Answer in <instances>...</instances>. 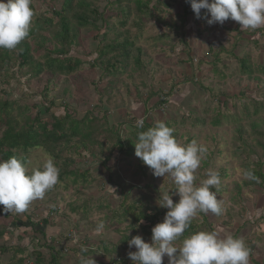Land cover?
Returning <instances> with one entry per match:
<instances>
[{
  "label": "rangeland",
  "instance_id": "rangeland-1",
  "mask_svg": "<svg viewBox=\"0 0 264 264\" xmlns=\"http://www.w3.org/2000/svg\"><path fill=\"white\" fill-rule=\"evenodd\" d=\"M83 1L92 2V6L99 9V16L95 22L88 23L75 33L76 38L68 56L72 58L73 64L75 60L79 61L76 71L69 76L62 75L57 83L53 80L48 83L44 74L33 76L31 68L18 69L14 61L9 68L4 69L6 75L10 76L7 77L9 85L1 84L6 77L0 75V86L4 92L9 93L10 100H18L20 104L27 105L32 117L39 114L44 123L51 124L52 118H61L65 113L77 121L94 117L97 118L95 125L107 124L124 138L139 119L151 126L161 121L175 129L173 135L179 143L188 144L186 140L191 138L198 145H204L207 153L195 172V182L198 185L201 180L206 179L208 170L219 173L221 183L218 188H214L218 190L216 195L222 214L217 216L198 213L192 221L202 225L200 231H214L222 238L228 235L242 238L250 249L249 264H264V179L262 186H242V182L246 180L242 175L246 154L240 143L234 141L235 128L240 127L248 133L249 127L243 121L233 122L224 118H221L218 126L210 124V119L218 110L214 108L219 105V101L224 100L218 94L226 92L231 98L237 99L241 98L238 95L240 92L252 98L258 94L254 83L247 81L245 77L232 76L225 82L218 81L213 67L208 64L212 60V54L208 50L209 43L216 40L215 42L231 51L237 32H242L239 23L229 19L222 25H208L206 19L196 20V16H189L185 30L187 35L183 37V42L189 47L186 55L184 46L181 45L182 37L178 38L172 28L143 17L145 26L137 37L136 17L120 14L127 10V6H110L107 0ZM164 2L169 7L159 6V10H154V18H162L165 24H170V21L179 24L176 14L183 11L184 1ZM60 3L62 2L59 0H32L31 7L35 15L31 25H43L42 19L50 17L45 9H58ZM155 4L156 0H150L149 9L155 7ZM187 9L192 11L190 4ZM201 13L205 14V10L202 9ZM105 24H110L113 28V32L106 38L107 43L135 42V46L142 49L143 66L137 75L128 72L122 65L112 76L106 77L103 65L107 61L113 62L111 58L115 52L106 54L107 45L102 35L106 32ZM236 27L238 31L231 33ZM261 28L263 26L258 29ZM197 29L204 32L197 35ZM227 30H230V35ZM40 33L48 36L45 31ZM159 34H168L170 40L155 41ZM259 37L258 32L254 36L241 34L242 42L233 49L235 54L241 55L244 51H249L254 56L253 60H264V47L256 49L249 43L257 41ZM29 43L30 46L35 44L32 40ZM259 45H264V39L259 40ZM172 46L174 50L171 49ZM48 47L47 44L46 48ZM15 54L11 56L12 60ZM30 54L34 62H44L43 49L38 48ZM219 58L222 62L217 67L224 75L236 68L231 57L230 60L227 55ZM188 59L193 63H189ZM200 60L202 64L199 65ZM261 79L264 80V77ZM258 85L262 87V83ZM65 86L70 90L67 95L61 93ZM172 87V96H153L161 92L165 95ZM151 93L152 96H149ZM164 99V104L159 105L158 102ZM227 103L230 114H237L239 109L235 110L234 107L238 108L242 101ZM208 107L210 111L206 115L202 114L201 110ZM225 110L224 107L219 109L221 116L226 114ZM249 112L252 113V109ZM192 114L205 119V126L192 127L188 118ZM2 130L3 126L0 125V135ZM107 137L109 135L104 131L94 137L97 144L102 143V149L89 142L86 149L78 148L74 153L73 144L76 139H73L68 145L59 142L51 147L52 154L43 148L27 153L17 152L19 157L25 159L24 166L29 174L33 168H41L45 159L51 156L58 168H61L64 161L73 159L66 172L72 171L75 175L63 177L45 193L43 199L33 201L23 213L1 211L0 264H34V247L37 241H40L38 245L43 244L40 249L43 264L51 261L52 252L45 249L49 246L54 248V252H60L56 253L58 264H81L82 257H92L95 264H132L127 254L136 251V248H127L123 244L124 238L131 240L134 236H140L145 242L151 243L150 236H145L142 224L135 223L134 217L139 213H146L149 208L156 212L165 209L159 207L157 201L166 192L170 193L174 203L178 202L176 185L169 176H154L152 170L135 154L129 158L119 156L115 150L110 154L107 151L110 146ZM252 139L255 138L252 136L249 140L251 145L255 144ZM255 147L258 151L261 150L256 144ZM108 154L109 161L104 167L102 164ZM256 160L252 155L246 163H254ZM262 173L264 176V166ZM237 187L241 188L239 192L242 196L236 197V203H233L231 200L239 190ZM130 206L134 207V214L130 213ZM2 207L0 205V209ZM125 211L128 213L123 216ZM164 216L162 214L160 222ZM43 220H47L46 226L43 225ZM228 222L230 228L227 227ZM101 224L103 228L97 231ZM151 229L152 227L150 232ZM40 230L46 235L45 241ZM83 253L87 255L84 256ZM165 259L166 257L164 263ZM113 260L118 263H112Z\"/></svg>",
  "mask_w": 264,
  "mask_h": 264
},
{
  "label": "trees",
  "instance_id": "trees-1",
  "mask_svg": "<svg viewBox=\"0 0 264 264\" xmlns=\"http://www.w3.org/2000/svg\"><path fill=\"white\" fill-rule=\"evenodd\" d=\"M52 1L53 0H51V2ZM59 1L62 3H60L58 9L54 7H48V9H45V13H49L51 18L49 17L42 19L44 26L39 25V27H33L35 23L33 25H30L28 36L23 41H21L15 49L0 48V75L6 77L5 80L1 81V84L9 85V80L7 79V77L10 76L6 75V70L4 69L9 68L10 64H12L14 61H16L18 69H24L26 67L31 68L33 76L44 74L47 77L46 81L48 83H50L52 80L57 83L62 75L69 76L71 73L76 71L77 66L79 65V61L75 60L73 64L71 63L72 58L68 56L70 47L72 43H74L73 41H75L76 38L75 33L79 28H85L88 23H91L93 21L95 22L99 16V9L93 7L92 2L90 1L87 3H85L83 0ZM171 1L173 2V0ZM183 1L185 3L184 6H182L183 11L180 14H176L177 22L179 24L173 21H170V24H165L162 18L158 16L154 18V10L159 6L165 5L166 8L169 7V4H164V0L163 2L162 0H156V6L150 9V0H107V4L115 7H120L123 5L127 6V10L120 12V14L122 15V13H125L127 14V17H129L130 15L136 17L135 26L138 28L136 34L137 37L141 35L142 29H144L145 26L142 22L143 17H146L145 19L148 18V20L152 22L155 21V23L166 25L168 28H172L174 30V34L178 38L180 36L182 37V39H180L182 41L181 45L184 46V52L186 53V55H188L187 48L189 47L186 42H183V37L187 35L185 32L188 23L187 18L189 16H195V14L193 13V11H189L187 9V6L189 4L187 0ZM204 16L205 14L201 13L200 19L202 21H204ZM123 23L125 24V22ZM104 28H106V32L102 33V35L105 40L104 43L107 45L105 49L106 54L115 52L114 56L111 58L113 59V62L111 63L110 61H107L105 62V65H103L105 71L107 72L106 77L112 76L122 65L127 68L126 70H128V72L137 75L143 66V62L141 59L143 53L142 49L136 47L135 42L116 43V41L113 44L107 43L108 41L106 40V38L110 33L113 32V28L110 24H105ZM250 30L249 32L248 30H242V32H240L237 30V27L235 30H233V32L231 30V33H236L238 31V34L236 36L237 38L235 37L233 39L234 43L231 45V51H228L225 46H222L221 44L215 42L216 40L212 43H209L208 45L209 54H212V60L210 63L208 62V64L213 67V72L216 74V78L218 79V81L225 82L227 78H230L232 76L240 78L245 77L247 81H251L254 83V89H256V92H258V94H255L254 98H252L251 96H245L242 92H240L238 95H240L241 98L239 99H237V97L231 98L228 94H226V92L218 94L217 96H222L224 100L223 102L219 101V105H216V108L214 109L218 110L216 111L215 116L210 119V124L215 126L220 125L221 118L230 121L233 120V122L238 120L247 123V126L249 127L248 133L244 132L240 127L235 128L236 136L234 137V141L240 143V147H243L242 151L246 154L243 160L244 170H253L254 174L259 178V182L246 179L242 182V186L245 188L249 186H262V182L264 179L262 173V168L264 166V80L261 79L262 77H264V60H253L252 58L254 56H252L249 51H244L241 55H236L235 51L233 50L234 48H236V45L239 42H242V39L240 38L241 34H249L251 36H254L257 32L260 34L258 40H252L249 43L253 45V48L256 49L264 47V45H259V40L264 39V26L261 29H257V31ZM42 31L47 32L48 36L40 33ZM227 31L230 35V30ZM203 32L204 31H200L199 29L196 30L197 35H200ZM159 35L160 36H158L155 41H161V39L170 40L168 34ZM239 38L241 40H239ZM31 40L33 43L35 42L33 46H30L29 41ZM47 44L49 45L48 49L46 48ZM38 48L43 49V63L34 62L30 54V52L32 51H37ZM171 49L174 50V46H172ZM13 51L16 54L14 59L12 60L11 56L14 54ZM222 55H227L229 60L231 57L235 61L236 68L231 72L233 73V75L231 73L228 75H224L221 71L218 70L217 64L222 62L219 56ZM188 61L189 63H193V61L190 59H188ZM198 64H202V60H200ZM236 74H238V76H236ZM259 83H262L261 88L258 85ZM197 85L200 86L199 83H197ZM44 90H46V87H44ZM172 91H174V87H172V89H169L168 93L165 95L163 94V92H161L153 96H172ZM69 92L70 90L67 86H65L61 90V93L65 95L69 94ZM8 94L9 93H7L6 91L4 92V89L2 88V86H0V125L3 126V130L1 131L0 135V160H7L8 158L14 156L24 164L25 159L23 157H19L17 152L27 153L28 151L33 149L43 148L47 153L52 154L53 151L50 150L51 147H54L59 142L68 145L73 139H76V142L73 144L74 153L77 152L76 150H78V148L86 149V144L89 142L93 143L95 146L101 147L102 143L97 144L94 140L95 135H97L101 131H104L109 135V137H107L106 139L110 141V146L107 148V151L110 152V154L115 150L119 156L129 158L130 156L134 155V144L138 142V132L146 131L149 128L153 127L151 126V124L149 125L146 123L144 124L143 128H137L135 126L132 131L128 132V136L121 138L114 131L113 127H110L107 124L95 125L97 122V118L94 117L90 120L88 118H85L83 120L77 121L74 120L70 114L65 113L61 118H52L53 122L51 124H48L40 120L39 114H36L32 117L30 113H28L30 108L27 105L20 104L18 100H10ZM149 96H152V93ZM230 101H242L238 108L234 107L235 110L239 109L237 114H230V111L227 108V105H229L227 102ZM163 102H165V99L158 102V104L162 105L164 104ZM33 106L36 107V105ZM221 107L226 108V114L222 116L219 112V109L221 110ZM209 108L210 107H208L206 110H201L202 114L206 115L208 113V110L210 111ZM249 109H252V113L249 112ZM45 111L47 112V110ZM188 118L190 119V125H192V127H203L206 124L205 119L195 117V114H192V117L189 116ZM183 121L184 119L182 120V122ZM252 136L255 138L252 140L255 141L256 146L261 148L260 151L257 150L255 144L251 145L249 143V140L252 138ZM186 141L187 143H191L194 140L189 138ZM110 154H108L103 161L102 165H104V167L106 165V162L109 161L108 159L110 157ZM252 155L257 158L256 162L246 163V161H248V158ZM72 162L73 159L64 161L61 168H59V180L68 175H75L74 173H72V171L66 172V168L70 167V165H72ZM238 188L239 187H237V189ZM240 189L241 188H239L238 192L234 194L233 199L231 200L233 203H236V201L234 200L236 197L242 196L239 192ZM210 190L216 193L218 192V190L214 187ZM240 209L242 210V208ZM129 210L131 214H134V207L130 206ZM167 211L168 210H166V208L162 211L157 212L149 208L146 213H139L137 217L135 216L134 221L137 224H142L145 236H150L151 238V232L149 231V229L159 223L162 214H166ZM127 213L128 212L125 211L123 216L127 215ZM42 223L44 226H46L47 220H43ZM229 223L230 222H228V228H230ZM200 225L201 224L191 221L190 226L188 229H186L183 237L174 242L175 246L179 247L181 240L184 237L199 232L202 227V225ZM29 226H31V224H29ZM39 232L41 233V236L45 241L46 235L41 230ZM129 239L130 238H124L123 241V244H125L127 248H129ZM39 242L40 241H37V243ZM37 243L34 247L36 248L34 250V264H43L42 252H40L43 244L38 245ZM45 249H49L50 252H52V254L50 255L51 261L49 264H58L57 254H60V252H54V248L50 246ZM83 255L86 256L87 254L83 253ZM114 262L115 261L113 260L112 263Z\"/></svg>",
  "mask_w": 264,
  "mask_h": 264
},
{
  "label": "clouds",
  "instance_id": "clouds-1",
  "mask_svg": "<svg viewBox=\"0 0 264 264\" xmlns=\"http://www.w3.org/2000/svg\"><path fill=\"white\" fill-rule=\"evenodd\" d=\"M197 18L205 10L208 25L223 24L226 20L239 23L241 30H255L264 26V0H187ZM32 0H0V48L15 49L29 32L35 15ZM144 120L136 122L143 128ZM175 129L164 122L137 134L135 156L156 177L169 176L176 185L179 196L174 203L170 193H164L157 204L166 208L163 221L151 229V243L134 236L128 241V252L132 264H249L250 249L242 238L231 235L220 237L216 232L199 231L184 237L180 246L174 242L183 237L192 219L198 213L222 214V207L213 187L220 185L217 171L208 170L207 178L197 185L195 172L206 157L207 148L195 141L181 144L173 135ZM245 179L259 182L253 170H244ZM59 181V168L48 156L41 168L28 173L24 164L16 157L0 160V211L23 213L33 201L44 198L45 193ZM103 225L97 227L101 230ZM129 232L127 233V235ZM81 264H95L92 257H82Z\"/></svg>",
  "mask_w": 264,
  "mask_h": 264
},
{
  "label": "crops",
  "instance_id": "crops-1",
  "mask_svg": "<svg viewBox=\"0 0 264 264\" xmlns=\"http://www.w3.org/2000/svg\"><path fill=\"white\" fill-rule=\"evenodd\" d=\"M166 261H165V263L164 264H168V261H167V257H166V259H165ZM109 264V263H108Z\"/></svg>",
  "mask_w": 264,
  "mask_h": 264
}]
</instances>
